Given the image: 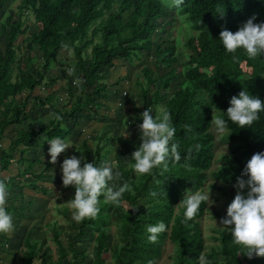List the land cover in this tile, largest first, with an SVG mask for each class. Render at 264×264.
<instances>
[{
  "label": "trees",
  "instance_id": "16d2710c",
  "mask_svg": "<svg viewBox=\"0 0 264 264\" xmlns=\"http://www.w3.org/2000/svg\"><path fill=\"white\" fill-rule=\"evenodd\" d=\"M11 1L0 0V31L6 35L4 50L0 52V144L6 128L12 126L15 131L8 145L0 150V180L8 185V190L16 187L14 177L30 174L38 160L37 157L29 160L25 153L36 148L47 149L48 140L56 137L68 140L74 135L81 116L87 120L99 117L98 108L108 93L106 85L101 83L107 78L106 71L100 72L101 69L113 66L114 60H138L139 53L147 49L158 22L170 14L168 8L175 12L179 36L174 41L155 43L156 64L167 71L159 74L148 66L141 67L142 76L135 82L141 89L143 103L129 121L135 139L131 147H126L127 164H122L116 154L115 168L121 173L122 182L115 183L118 187L127 183L131 191L123 194L118 205L106 203L101 195L98 215L77 222L76 233L69 238L67 246L61 241L62 231L55 225H50V233L58 247V263L70 252L75 264H155L168 240L173 252L166 264H198V257L206 248L200 222L207 204L202 203L197 215L182 223L184 208L180 202L185 192L203 191L208 179L215 146L212 115L226 111L230 98L244 89L264 104V56L249 59L240 48L233 59V54L223 48L219 33L224 29L237 31L254 14V23L264 22V0H182L179 5L171 0L167 8L162 0H19L11 11L6 10L5 3ZM218 7L224 8L222 17L216 12ZM29 15L39 24L32 32H28ZM20 36L23 37L18 43ZM53 67L63 71L74 67L79 72L77 77L84 81L82 89L78 88L67 74L64 87L67 95L61 105H53L52 91L43 98L32 95L38 87L50 89L57 83L60 77L47 75ZM178 78V88L167 93ZM155 81L158 86L151 91ZM160 102L172 115L177 129L173 142L180 145L181 160H169L167 171L160 167L150 174H138L132 167L135 161L131 158V149L136 150L140 144V113ZM45 107H51L48 124L26 127L30 111ZM54 114L62 119L57 121ZM150 114L155 117L159 111ZM259 117L252 126L243 128L229 121L232 132L227 141L231 151L223 154L221 164L209 172L221 183V192L229 197L228 202L235 196L233 185L247 161L254 153L264 151V111ZM184 125H190L192 131H187ZM112 139L120 144L124 136H112L106 130L93 137L92 147L86 139L82 140L77 157L83 152L85 160L96 166L101 161L110 162ZM196 144L200 145L198 151L194 148ZM190 147L193 151L186 156ZM16 151H19L16 163L24 168L19 165L14 177L2 176L14 161ZM49 165L48 160L45 169L33 175L34 178L48 177ZM27 185L47 192L35 182ZM70 187L72 199L75 188ZM11 202L7 198V211L16 209ZM112 210L117 222L115 232L110 235ZM160 221L167 230L159 234L156 243H150L146 227ZM222 227L213 229L216 234L212 238L218 244L211 246L208 253L212 264H264V256L253 255L249 259L242 253L247 250L232 242L233 225L226 231ZM88 231L95 245L90 262L73 243L75 237H83ZM28 245L30 262L39 255L41 247L31 240Z\"/></svg>",
  "mask_w": 264,
  "mask_h": 264
},
{
  "label": "clouds",
  "instance_id": "9594fccd",
  "mask_svg": "<svg viewBox=\"0 0 264 264\" xmlns=\"http://www.w3.org/2000/svg\"><path fill=\"white\" fill-rule=\"evenodd\" d=\"M174 3L179 5L182 0H174ZM216 12L222 17L224 8L218 7ZM255 20L254 14L237 31L224 29L219 33L223 48L227 53L233 54V59H236L234 54L240 48L244 49L249 59L264 56V22L254 23ZM67 74L74 76L75 69H67ZM73 83L82 89L84 81L81 77H76ZM229 103L230 106L226 111L212 115L211 121L218 140L225 138L227 140L232 132L229 121L241 128L252 126L259 120V113L264 111V104L260 98L251 95L246 89L241 90L238 95H233ZM152 111L151 107H147L140 113L142 118V123L138 125L140 144L131 154L132 160L135 161L132 167L138 174H150L153 169L160 167L167 171L169 160L176 162L181 160L180 145L178 142H173L177 129L172 123L170 111L166 107H161L159 115L155 117L150 114ZM55 119L59 121L62 117L55 115ZM184 128L192 131L190 125H184ZM128 136L129 133L126 131L124 137L128 138ZM48 143L49 162L52 164H55L58 156L71 146L60 137L48 140ZM194 148L198 151L200 145L196 144ZM192 151L193 148L190 147L185 155L190 156ZM82 161H85L83 166H81ZM61 171L63 186L71 185L75 188L74 198L70 199L69 207L73 210V219L77 222L98 215V198L101 195H104L106 203L118 205L123 194L131 191L127 183L119 187L116 185L115 181L120 178L121 173L114 171L111 163L101 161L100 165L96 166L93 162L85 160L83 152L79 157L76 155L66 157L61 164ZM245 176L247 179L244 178ZM233 187L236 189L235 196L227 206L226 216L220 219V224L224 231L229 230V225L234 226L230 229L232 242L243 246L247 251L242 253L249 259L253 258V255L264 256V151L256 152L251 156ZM245 189H247L246 193ZM8 195V185L0 180V233L14 230L12 216L6 210ZM180 203L184 208L182 223H186L197 215L202 203L213 204L214 201L211 199L209 189L185 192ZM166 230L167 226L163 221L148 225L146 227L149 234L148 241L156 243L159 234ZM198 264H212V261L207 253H201Z\"/></svg>",
  "mask_w": 264,
  "mask_h": 264
},
{
  "label": "rangeland",
  "instance_id": "374dc122",
  "mask_svg": "<svg viewBox=\"0 0 264 264\" xmlns=\"http://www.w3.org/2000/svg\"><path fill=\"white\" fill-rule=\"evenodd\" d=\"M18 2L19 0H12L9 3H5L4 8L11 11L18 4ZM170 2L171 0H162V3L166 8L170 7ZM168 10L170 11V14L163 17L158 22L157 29L152 34L151 41L148 44L147 49L139 53L138 60L135 58L131 61L115 60L113 62V66L101 69L100 72L106 71L107 78L101 83L106 85L108 93L107 98L101 100L102 107L98 108L100 115L99 117L91 118V120H87L84 116H81L77 127L74 129V135L66 140V142L70 143L71 146L58 156L57 162L55 164L50 163V165L47 167L46 174L48 177H43L36 180L33 175H37L42 169H45V163L50 160V154L48 152L50 145H48L47 149L40 148L38 150L36 148L31 149L27 153H25V157H27L29 160H34L35 157L38 158L37 162H35V164L32 166L30 174L20 178L14 177L17 174V168L20 165L16 163V160L19 158V151L15 152L14 161L10 165L9 169L2 172V176L4 177L13 176L14 185L22 189V195L18 198L19 201H22L25 204H28V202L31 201L32 207L28 209V207L25 206L24 208H27L28 211L32 210V216L38 222L36 225L38 226L39 224L41 235L45 234L46 236H49L51 234H49L48 232L50 225H55L62 231L61 239L63 240L61 241H64L66 244V239L74 236L76 233L75 226L77 225V221L73 219V210L69 207V202L73 190L70 187L71 185L68 187H64L62 184L61 164L66 157L71 155H78L79 145L82 140L86 139L89 146L92 147L93 137L106 130H109L112 136H124L127 131L129 133V136L128 138L124 137L123 143L119 144L113 139L110 141L113 148L111 154H109L111 159L109 163L113 165L114 171H119L115 168L116 154L122 164H127V157L125 152L126 147H131L132 142L135 139V133L133 128H131L129 121L131 119V116L136 113V108H140L143 103L141 89L136 85L135 81L137 80V78L142 76L140 71L142 66H148L151 70H153V72H157L159 74L167 71L164 68H160V66L156 64V55L154 52L155 43L161 41L170 42L177 39V25L179 24V21L175 16V12L171 11L170 8H168ZM28 22V32H32L38 29L39 24L33 20L32 15H29ZM22 37L23 36H20L18 38V43H20ZM5 38V33L0 31V52L4 50ZM179 38L182 40L181 33ZM35 51H37V49ZM64 53L65 52H62V54ZM38 54L39 57H41L39 52ZM66 55L69 56L68 58L70 61H73L70 54ZM61 59L64 60L62 56ZM247 70H250V68L247 67ZM47 75H55L60 78L58 79L57 83L50 89L38 87L32 93V95H38L40 98H43L52 91L55 97L53 105H61L67 95L64 88L67 81V69L63 71L62 69L57 70L55 67H53L50 69ZM78 75L79 72L76 69L75 75L71 76L72 81ZM179 80L180 79L178 78L177 80H174L175 83L174 81L172 82L170 88L167 90V93H172L175 89L178 88ZM156 86H158L157 81L151 84L150 90L152 91ZM162 92H164V90ZM150 107L153 109L151 113H153L155 110L159 111V109L163 107V102H160L158 105H150ZM50 110L51 107H45L30 111V117L26 122V127L30 128L36 124H40L41 126L47 125ZM212 131L215 136L214 160L208 171V179L205 182L203 191H207L210 189V196L214 203L207 204V210L200 222L202 234L206 244L204 253L207 254L209 253L211 246L218 244V241L212 238V236L216 234L213 229L222 227V225L220 224L221 216L226 214L227 206L231 203L228 202L229 197L221 192V183L213 179L209 174L211 170L217 169V167L221 164L220 157L225 154L226 145V153H229L231 151L229 147L230 143L226 139H217V133L214 130V126H212ZM14 133L15 131L12 126L5 129L4 139L0 144V150L8 145ZM21 147L22 146H20V148ZM133 151H135L134 147H132L131 149V152ZM20 166L23 167V165ZM118 181L122 182V178H119ZM32 182H35L38 187L43 186L47 192L43 193L39 189L33 190L27 185L28 183L30 184ZM228 190L234 192L232 187L230 186H228ZM10 194L11 196H13L12 193ZM9 199L11 200V198ZM65 208H67L66 212H64ZM113 212H115V210H112V223L109 227L110 235L115 232V224L117 222L114 216L115 214L113 215ZM29 226L31 225L29 224ZM73 243L77 249H80L85 253L86 261L90 262L95 253V245L91 232L88 231V233L83 237H75ZM49 244L53 247L55 246V244L51 241H49ZM172 252L173 245L168 240H166L163 247L162 257L155 264H166L167 262H170V256ZM104 256L108 261L110 260L108 254H105Z\"/></svg>",
  "mask_w": 264,
  "mask_h": 264
},
{
  "label": "crops",
  "instance_id": "0c3cea01",
  "mask_svg": "<svg viewBox=\"0 0 264 264\" xmlns=\"http://www.w3.org/2000/svg\"><path fill=\"white\" fill-rule=\"evenodd\" d=\"M8 191L7 198H11V203L16 208L13 211H8L13 219L14 230L9 233H0V264H75L70 252L58 263V247L51 237L50 227L48 230L49 236L41 235V229H39V224L36 225L38 222L32 216V210L28 211L32 207L31 201L28 204L19 201L18 198L22 195L21 188L14 187L11 191ZM10 193L15 197L11 196ZM24 206H27L28 209ZM69 238L66 239V244L62 241L65 246L69 244ZM28 240L41 247L39 255L33 257L30 262L28 261L30 253ZM49 241L55 244V249L49 244Z\"/></svg>",
  "mask_w": 264,
  "mask_h": 264
}]
</instances>
